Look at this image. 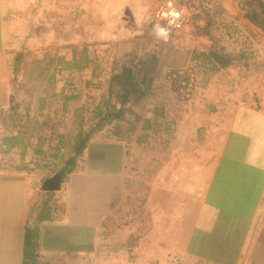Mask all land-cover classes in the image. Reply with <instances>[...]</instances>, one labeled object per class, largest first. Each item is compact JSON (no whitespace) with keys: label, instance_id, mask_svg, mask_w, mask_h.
<instances>
[{"label":"crops","instance_id":"obj_1","mask_svg":"<svg viewBox=\"0 0 264 264\" xmlns=\"http://www.w3.org/2000/svg\"><path fill=\"white\" fill-rule=\"evenodd\" d=\"M156 3L0 0V264H264V0L213 1L182 47ZM191 65L182 105L164 70Z\"/></svg>","mask_w":264,"mask_h":264},{"label":"built area","instance_id":"obj_2","mask_svg":"<svg viewBox=\"0 0 264 264\" xmlns=\"http://www.w3.org/2000/svg\"><path fill=\"white\" fill-rule=\"evenodd\" d=\"M200 0H157L143 18L144 24L167 36L175 46H185L195 28L204 26ZM165 80L174 86L177 101L186 105L201 93V77L194 66L166 68Z\"/></svg>","mask_w":264,"mask_h":264},{"label":"trees","instance_id":"obj_3","mask_svg":"<svg viewBox=\"0 0 264 264\" xmlns=\"http://www.w3.org/2000/svg\"><path fill=\"white\" fill-rule=\"evenodd\" d=\"M258 8L261 11V14L263 15V21L261 23V26L264 28V4H260L258 6ZM209 12H207V10H205V16L202 15V18L205 20L207 19V15ZM212 46H214V43H212ZM197 60H200L202 63H209V68L211 71L216 72L217 70H219L220 68H225L227 66H229L232 61L234 59H246V57H244L241 54H238L236 56H228L226 54H220L219 52H208V53H198V55H196ZM242 73V72H241ZM243 76H246V74L244 75V73H242ZM89 140V135L88 134H80L76 140V143L74 144L73 148H72V156L69 157L66 161V168L69 169L68 171H72L77 159L82 155L83 150L85 149L87 143ZM29 237V236H28ZM29 239L27 243H29ZM29 249V244L26 246ZM26 264H34V263H26Z\"/></svg>","mask_w":264,"mask_h":264},{"label":"rangeland","instance_id":"obj_4","mask_svg":"<svg viewBox=\"0 0 264 264\" xmlns=\"http://www.w3.org/2000/svg\"><path fill=\"white\" fill-rule=\"evenodd\" d=\"M213 1H215V0H200V2H201V4H202V7H203V9H202V15L203 16H205L206 14H205V10H207V12L209 11L208 10V6H210L212 3H213ZM233 1H235V0H233ZM243 10H246V7H244V8H242ZM202 15H201V18H202ZM209 15V14H208ZM207 15V16H208ZM218 16L219 17H221L220 16V14H218ZM203 19V18H202ZM226 41V40H225ZM235 43V42H234ZM244 43H246V42H244ZM243 43V44H244ZM214 44H215V47L216 48H220L221 46H222V39H218V37L215 39V41H214ZM236 46V45H235ZM238 55V54H237ZM245 57V56H244ZM252 73V72H251ZM200 74V73H199ZM245 74H247V73H245ZM253 74V73H252ZM248 75V74H247ZM249 76V75H248ZM200 77H201V74H200ZM249 88H253L252 87V85L251 86H249ZM255 93L254 92H252V95H254ZM92 166H93V164H92Z\"/></svg>","mask_w":264,"mask_h":264}]
</instances>
